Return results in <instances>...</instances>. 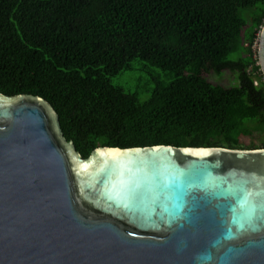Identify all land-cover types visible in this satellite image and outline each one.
Segmentation results:
<instances>
[{"label": "water", "instance_id": "1", "mask_svg": "<svg viewBox=\"0 0 264 264\" xmlns=\"http://www.w3.org/2000/svg\"><path fill=\"white\" fill-rule=\"evenodd\" d=\"M0 264H264V147L83 157L46 99L0 92Z\"/></svg>", "mask_w": 264, "mask_h": 264}, {"label": "trees", "instance_id": "2", "mask_svg": "<svg viewBox=\"0 0 264 264\" xmlns=\"http://www.w3.org/2000/svg\"><path fill=\"white\" fill-rule=\"evenodd\" d=\"M264 0H0V92L46 99L85 157L98 146L255 147ZM134 59L168 74L149 96L114 85ZM237 73V84L202 74ZM246 140V143H244Z\"/></svg>", "mask_w": 264, "mask_h": 264}, {"label": "rangeland", "instance_id": "3", "mask_svg": "<svg viewBox=\"0 0 264 264\" xmlns=\"http://www.w3.org/2000/svg\"><path fill=\"white\" fill-rule=\"evenodd\" d=\"M202 74L213 83L225 86L237 84V73L234 75L233 72L227 69L218 74L212 71L202 72ZM153 79L167 81L168 74L158 67L148 65L145 61L134 59L131 62V69L112 76L110 81L114 85L121 86L125 91L136 93L140 100H144L149 96ZM251 140L254 142L255 147L260 146V143L264 141V131L255 133ZM244 143H246V140Z\"/></svg>", "mask_w": 264, "mask_h": 264}, {"label": "built area", "instance_id": "4", "mask_svg": "<svg viewBox=\"0 0 264 264\" xmlns=\"http://www.w3.org/2000/svg\"><path fill=\"white\" fill-rule=\"evenodd\" d=\"M258 33H259V32H258ZM257 42H258V37L255 39V41H254V43H253V45H252V47H253V48H255V47H256V45H258V43H257Z\"/></svg>", "mask_w": 264, "mask_h": 264}]
</instances>
